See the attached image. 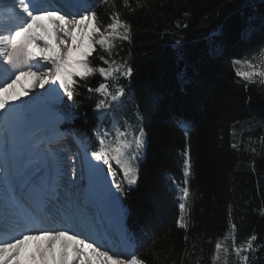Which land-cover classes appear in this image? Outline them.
Listing matches in <instances>:
<instances>
[{
  "label": "trees",
  "instance_id": "1",
  "mask_svg": "<svg viewBox=\"0 0 264 264\" xmlns=\"http://www.w3.org/2000/svg\"><path fill=\"white\" fill-rule=\"evenodd\" d=\"M139 2L137 8L138 0H129L130 11L123 0H87L103 23L114 3L130 24V42L117 40L112 59L126 61L132 75L116 84L125 89L119 105L102 114L95 111L102 95L88 88L103 78H77L74 118L62 128L97 150V133L110 131L113 114L120 125L132 113L141 117L146 143L138 182L113 189L132 251L146 264H214V245L226 234L236 245L255 235L248 264H264V81L245 82L232 63L264 48V0ZM101 54L98 48L89 58L92 65L101 64ZM186 150L192 175L185 229L172 178L182 181Z\"/></svg>",
  "mask_w": 264,
  "mask_h": 264
},
{
  "label": "snow or ice",
  "instance_id": "2",
  "mask_svg": "<svg viewBox=\"0 0 264 264\" xmlns=\"http://www.w3.org/2000/svg\"><path fill=\"white\" fill-rule=\"evenodd\" d=\"M123 5L134 10L129 0H123ZM0 6L4 10L0 21V264H146L132 251V237L122 226L123 209L112 192V188L122 192L124 182L129 186L138 182L136 161L145 145L143 127L116 129V146L106 143L109 130L97 133L99 147L91 153V161L96 163H89L87 186L83 184L84 172L75 164L63 165L52 147L55 138L63 135L55 125L74 118L69 102L77 95V78L87 81L96 73L103 78L98 87L88 88L103 97L95 104L97 113L112 110L125 96L124 87L116 84L121 77H130L132 68L126 61L117 64L112 56L117 40L130 42V24L114 3L106 24L87 0H0ZM141 6L138 0L137 8ZM252 26L249 18L245 35ZM98 48L104 54L99 55L101 64L94 66L89 58ZM232 63L246 66V71L236 70V76L245 82L264 81V66L250 59ZM24 77L32 78L33 89L44 91L22 100L21 96L29 94L21 85ZM17 100L20 103L13 102ZM38 104L45 110L65 105V111L48 126L50 131L32 120ZM177 123L186 127L183 121ZM105 165L107 176L112 177L107 195L99 191ZM120 174L121 182H117ZM191 175L186 150L183 179L172 178L179 193L178 226L185 229ZM101 209L111 211L120 225L118 240L109 239L104 231ZM230 229L234 233L236 225L230 224ZM227 238L226 234L221 239ZM256 239L252 235L236 245L233 238L231 251L240 264H248L250 257L242 253H253ZM214 250V261L220 260L222 251L229 252L220 240Z\"/></svg>",
  "mask_w": 264,
  "mask_h": 264
},
{
  "label": "bare ground",
  "instance_id": "3",
  "mask_svg": "<svg viewBox=\"0 0 264 264\" xmlns=\"http://www.w3.org/2000/svg\"><path fill=\"white\" fill-rule=\"evenodd\" d=\"M2 7V6H0ZM0 13H4L2 9H0ZM21 85H23L24 88H27L29 90V94L27 96H21L22 100H30L32 96L36 92H42L43 89H33L32 88V78L31 77H24L21 80ZM21 85H17V90L21 89ZM14 103H20L19 100L13 101ZM58 107H54L51 110H45L42 106L39 104L35 107L34 112L32 114V120L34 124L39 125L42 130L44 131H50L48 128L49 125L53 124L56 120V115L53 113V110H56ZM55 127L58 129V124L55 125ZM52 147L55 149V151L58 153L59 157H61V163L65 166L75 164L79 170H82L85 174V179L83 180V184L87 185V172L89 163L86 161L87 158L83 156L82 149H79L78 147H75L74 144H72L69 139L65 138L64 136L56 137L55 142L52 144ZM62 152H65V154L69 155L71 158L67 157L65 154H62ZM71 169L69 168V172ZM105 173V170H104ZM106 175V176H105ZM105 175H100L101 177V183L99 185V191L107 195V188H109V177L105 173ZM108 179H107V178ZM110 198V197H109ZM100 215L104 217V219L101 221L104 231L108 235L109 239L118 240L116 236L114 235L115 232H117L118 227L116 224V228H114V215L111 211L104 212L103 209L100 211ZM230 233V232H229Z\"/></svg>",
  "mask_w": 264,
  "mask_h": 264
},
{
  "label": "rangeland",
  "instance_id": "4",
  "mask_svg": "<svg viewBox=\"0 0 264 264\" xmlns=\"http://www.w3.org/2000/svg\"><path fill=\"white\" fill-rule=\"evenodd\" d=\"M262 49H264V48H262ZM262 49L259 52L253 54L249 58L252 61V63L255 64V65H257V66H264V51H262ZM238 68L240 70H242V71L248 70L246 68V66H238ZM118 105L119 104H117L116 106H118ZM59 106L60 105H57L58 108L56 110H53V113L56 116H58L60 114V112H59ZM110 123H111V129H110L111 135L106 140V143L108 145H110V146H116V144H117L116 132H115L116 129H119L120 131H123L125 125H128L129 126V130L130 131L133 128H137L138 129L139 127H142L141 126L142 119H141V117L138 114H135V113L130 114L127 117V119H126V122H123L121 125H120L118 116L115 115V114H113L111 116ZM62 124H63V122H60L58 124V131H59V133L63 134L62 136H64L65 138L69 139V141H71L72 144L75 145V147H78L79 149H82L83 150L82 154H83V156H85L87 158L86 161L88 163H90V162L91 163H96L95 161H91V153L93 151H96V150H90L89 148H87L86 144L83 141H80V140L72 137L67 132H65V130L62 128ZM103 131H105V129H103ZM145 143H146V140H145ZM143 152H144V148L142 149L141 156L138 158V160H142ZM62 154H65V152H62ZM65 155L67 157L71 158L69 155H67V154H65ZM137 161H136V163H137ZM105 168H106V165H105V167L103 166V169H105ZM100 175H102V177H103V175H105L104 170L100 173ZM119 176L121 177L122 174H120ZM108 181H109V187H110L111 186V181L110 180H108ZM112 192H114V189L113 188H112ZM177 195L179 196V193L178 192H177ZM178 201H179V199H178ZM118 207H119V205H118ZM116 224L119 225L116 221H114V225H113L114 228H116ZM227 235H228V238L227 239H222L221 240V243L224 244V246L229 249V252L227 254H225L222 251L220 253V260L219 261H214V264H240L239 257H237L235 255V253L231 251V248L233 247V239H232V236L230 234H227ZM242 254L243 255H246V252H244Z\"/></svg>",
  "mask_w": 264,
  "mask_h": 264
}]
</instances>
